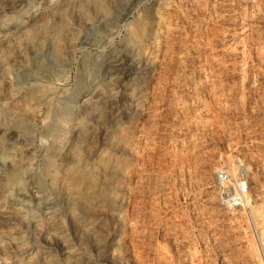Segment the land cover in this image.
I'll return each mask as SVG.
<instances>
[{
    "label": "rangeland",
    "instance_id": "374dc122",
    "mask_svg": "<svg viewBox=\"0 0 264 264\" xmlns=\"http://www.w3.org/2000/svg\"><path fill=\"white\" fill-rule=\"evenodd\" d=\"M0 264H264V0H0Z\"/></svg>",
    "mask_w": 264,
    "mask_h": 264
},
{
    "label": "built area",
    "instance_id": "2783aa9c",
    "mask_svg": "<svg viewBox=\"0 0 264 264\" xmlns=\"http://www.w3.org/2000/svg\"><path fill=\"white\" fill-rule=\"evenodd\" d=\"M217 186L222 202L232 208L243 206L250 192L248 169L243 165L237 175H230L226 170L217 174Z\"/></svg>",
    "mask_w": 264,
    "mask_h": 264
}]
</instances>
